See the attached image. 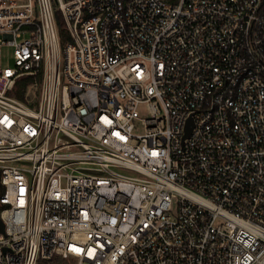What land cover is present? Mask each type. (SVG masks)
<instances>
[{
  "label": "built area",
  "instance_id": "1",
  "mask_svg": "<svg viewBox=\"0 0 264 264\" xmlns=\"http://www.w3.org/2000/svg\"><path fill=\"white\" fill-rule=\"evenodd\" d=\"M0 45V264H264V0H0Z\"/></svg>",
  "mask_w": 264,
  "mask_h": 264
},
{
  "label": "trees",
  "instance_id": "2",
  "mask_svg": "<svg viewBox=\"0 0 264 264\" xmlns=\"http://www.w3.org/2000/svg\"><path fill=\"white\" fill-rule=\"evenodd\" d=\"M172 2H177L178 0H170ZM56 17H57V22L60 28V36H61V42L62 44H64L66 42V40H68L69 36H68V32L66 30L65 27V21L63 18V15L61 13L60 10H56ZM30 80L29 77L27 78H22L16 86L15 89V94L18 98L23 99L24 98V94H25V90H26V83ZM60 258L59 257H55L54 259L50 260V261H43L44 264H57L58 260Z\"/></svg>",
  "mask_w": 264,
  "mask_h": 264
},
{
  "label": "rangeland",
  "instance_id": "3",
  "mask_svg": "<svg viewBox=\"0 0 264 264\" xmlns=\"http://www.w3.org/2000/svg\"><path fill=\"white\" fill-rule=\"evenodd\" d=\"M0 65L2 67L15 68V55H14V48L12 46L0 45ZM38 264H44V263L40 262ZM57 264H76V259L60 258Z\"/></svg>",
  "mask_w": 264,
  "mask_h": 264
},
{
  "label": "water",
  "instance_id": "4",
  "mask_svg": "<svg viewBox=\"0 0 264 264\" xmlns=\"http://www.w3.org/2000/svg\"><path fill=\"white\" fill-rule=\"evenodd\" d=\"M7 36H9V35H7ZM192 125H193V123H192V120L190 119V121H189V123L187 125L186 135H188L190 133V131L192 129ZM0 231H4V224H3V222L1 220H0Z\"/></svg>",
  "mask_w": 264,
  "mask_h": 264
}]
</instances>
